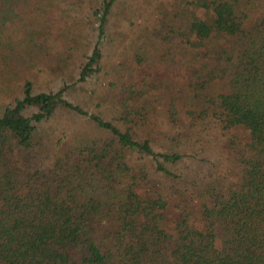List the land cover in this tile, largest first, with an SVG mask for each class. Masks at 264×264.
<instances>
[{
	"label": "trees",
	"instance_id": "obj_1",
	"mask_svg": "<svg viewBox=\"0 0 264 264\" xmlns=\"http://www.w3.org/2000/svg\"><path fill=\"white\" fill-rule=\"evenodd\" d=\"M116 1L64 2L87 4L96 33L79 81L101 68ZM57 4L0 0V31L34 12L23 44L0 40L10 98L0 111V264H264V0L161 4L142 44L114 68L121 82H108L118 86L114 119L69 100L68 86L34 90L38 69L64 72L67 56L49 42ZM175 65L184 80L172 93ZM157 81L170 92L163 124L143 97ZM53 117L90 131L67 126L69 137L50 142ZM213 126L234 177L210 172L200 184L173 164L185 156L186 129ZM132 152L154 172L131 164Z\"/></svg>",
	"mask_w": 264,
	"mask_h": 264
},
{
	"label": "rangeland",
	"instance_id": "obj_2",
	"mask_svg": "<svg viewBox=\"0 0 264 264\" xmlns=\"http://www.w3.org/2000/svg\"><path fill=\"white\" fill-rule=\"evenodd\" d=\"M57 1V6L51 9L53 19L49 22V29L52 31L49 42L53 51H61L63 55L67 56L64 72L57 75L44 68L38 69V75L34 79V90H57L63 85L64 87L68 86L64 90V94L69 100L82 103L89 111L100 112L106 119H114L118 113V103L115 99V91L118 86L111 87L108 82L113 80L118 85L122 80V76L116 77L114 68L122 62L130 60L134 48L141 43L140 32L145 26L152 24L154 17L159 14L161 4L167 0H117L113 7L112 18L108 22L107 36L100 44L101 68L82 81L77 80L76 75L85 54L91 51L96 40L95 30L90 26V23H87L88 7L87 4L85 6L76 4L75 10H73L74 6L64 3L65 0ZM86 1L84 0V2ZM64 8L65 12H62ZM89 9L91 8L89 7ZM60 10L63 16L59 14ZM33 16L34 12L29 9L22 19L8 24V28L1 29V42L6 43L15 39L20 40L23 44L25 25L30 23L29 20L34 18ZM60 16H62L61 19H59ZM217 39L221 41V37ZM176 55L180 56V52ZM172 62V64H176L175 60ZM182 73L183 69L178 70L175 65L174 71L170 73V92L176 93L180 90L181 82L184 80ZM168 94L164 89V83L160 81H157L154 86H147L143 92V97L147 99V106L151 110L152 116L157 117L159 124L167 122L164 109L165 105L167 106L165 102L168 100ZM9 101L6 89L0 85V111ZM182 117L185 122L188 121L184 113ZM60 119L62 118L53 117L46 121L45 127L50 142H55L58 137L62 139L69 137L64 134V129L67 126L73 130L86 128L87 131H90L88 129L90 123L86 121L75 124L74 121H69L66 117L61 121ZM186 130V139L183 137L180 145V150L185 156L181 162L173 164L174 168H178L184 174L192 175L200 184L202 181H211L210 172L216 177L224 174L226 177H223V180L228 183L234 177L232 173L234 164L227 163L228 161L223 163V160L226 159L220 150L223 135L214 126L212 131L203 128L200 133L199 129L198 132ZM130 163L144 166L150 172H154L151 161L140 158L136 153H131Z\"/></svg>",
	"mask_w": 264,
	"mask_h": 264
}]
</instances>
